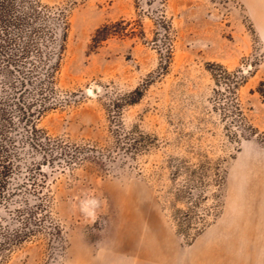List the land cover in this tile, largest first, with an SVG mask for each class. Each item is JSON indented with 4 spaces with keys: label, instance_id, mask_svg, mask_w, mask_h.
<instances>
[{
    "label": "rangeland",
    "instance_id": "obj_1",
    "mask_svg": "<svg viewBox=\"0 0 264 264\" xmlns=\"http://www.w3.org/2000/svg\"><path fill=\"white\" fill-rule=\"evenodd\" d=\"M41 1L66 11L69 32L57 103L37 127L76 159L47 164L18 128L0 242L22 229L15 210L35 190L50 217L37 215L0 264H163L149 259L168 258L167 233L188 247L244 209L264 215V0ZM119 20L123 34L90 51L95 30ZM208 63L242 70L241 119L217 102Z\"/></svg>",
    "mask_w": 264,
    "mask_h": 264
},
{
    "label": "trees",
    "instance_id": "obj_2",
    "mask_svg": "<svg viewBox=\"0 0 264 264\" xmlns=\"http://www.w3.org/2000/svg\"><path fill=\"white\" fill-rule=\"evenodd\" d=\"M123 23L124 20H119L97 28L88 49L94 51L109 37L123 34ZM68 32V15L64 9L49 7L41 0H0V201H7L12 195L8 187L18 169L19 154L15 146L20 126L24 132L22 143L30 150L40 151L47 164L54 165L61 156L67 158V165L76 159L75 154L55 151V141L37 127L41 117L57 103L56 74L66 50ZM206 68L217 87L214 90L217 102H222L224 110L226 106L233 108L232 112L241 119L235 93L245 82L242 70L228 71L217 63H208ZM255 92L264 101V79ZM130 96L133 98L129 104L136 103L142 96L141 90L135 89ZM36 169L41 167H29L28 171ZM31 177L36 176L32 173ZM32 195L35 200L32 206L15 210L22 229L1 236L0 253L33 235L34 231L28 227H33L37 215L50 217L46 194L35 190Z\"/></svg>",
    "mask_w": 264,
    "mask_h": 264
},
{
    "label": "crops",
    "instance_id": "obj_3",
    "mask_svg": "<svg viewBox=\"0 0 264 264\" xmlns=\"http://www.w3.org/2000/svg\"><path fill=\"white\" fill-rule=\"evenodd\" d=\"M166 237V241H159L167 249L168 258L149 260L163 264H239L237 259L243 258L241 264H247L248 258L264 255V215L261 208L244 209L240 218L227 217L188 247H181L170 233Z\"/></svg>",
    "mask_w": 264,
    "mask_h": 264
}]
</instances>
